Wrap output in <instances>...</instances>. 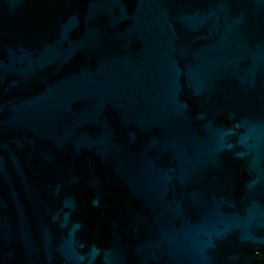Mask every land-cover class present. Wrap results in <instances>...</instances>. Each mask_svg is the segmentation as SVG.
Wrapping results in <instances>:
<instances>
[{"label":"water","instance_id":"water-1","mask_svg":"<svg viewBox=\"0 0 264 264\" xmlns=\"http://www.w3.org/2000/svg\"><path fill=\"white\" fill-rule=\"evenodd\" d=\"M0 264H264V0H0Z\"/></svg>","mask_w":264,"mask_h":264}]
</instances>
